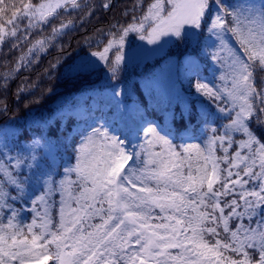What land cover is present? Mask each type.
I'll list each match as a JSON object with an SVG mask.
<instances>
[{
    "label": "snow or ice",
    "instance_id": "obj_1",
    "mask_svg": "<svg viewBox=\"0 0 264 264\" xmlns=\"http://www.w3.org/2000/svg\"><path fill=\"white\" fill-rule=\"evenodd\" d=\"M87 7L0 0V50L21 52L4 89ZM124 16L50 65L71 85L50 114L0 124V264H264V0ZM134 60L152 62L128 78Z\"/></svg>",
    "mask_w": 264,
    "mask_h": 264
},
{
    "label": "trees",
    "instance_id": "obj_2",
    "mask_svg": "<svg viewBox=\"0 0 264 264\" xmlns=\"http://www.w3.org/2000/svg\"><path fill=\"white\" fill-rule=\"evenodd\" d=\"M103 0L95 2L94 0L88 1V7L82 8L80 13L73 12L69 16H62L60 19L73 20L76 24L74 31L68 32L60 40L58 46L55 45L51 47L38 62L34 61L32 65L28 68L21 70L18 75L10 80L9 85H11L10 93L5 100L8 105V111L6 113L0 114V124L6 121H18L20 124L30 122L27 120L26 115L29 113L28 107L35 104L38 107V113L48 115L55 108L54 98H56V93H67L71 89V85H66L63 79H58L59 70H51L50 65H52L57 58L64 56L65 54H73L74 51L83 54V52L88 51L85 47L86 39H94L95 36H99L102 30H107L109 25L116 22H125L126 18L124 12L129 9L134 0H110L111 7L105 10L102 5ZM105 1V0H104ZM108 2V0H107ZM90 9H94L90 18H88V12ZM59 19V18H58ZM58 19L53 22L59 21ZM55 24V23H53ZM100 39V38H99ZM95 48V43L93 45ZM103 47V44L100 45ZM83 49V51H82ZM183 51V46L179 49L169 46L166 51L175 53L177 51ZM3 54L15 57L13 51H5ZM70 54L66 56H70ZM6 57V58H7ZM6 60V59H5ZM149 61L144 64L143 67L139 69H131L125 73L128 78L137 77L142 71L146 70L145 65L151 64ZM3 62V57L0 55V68L5 67ZM201 68L204 69L205 66L201 64ZM191 71L192 69L189 68ZM50 72V75L48 74ZM204 79L211 83H216L213 79L214 76H218V73H214L211 68L205 69L203 72ZM259 78V77H258ZM60 81H58V80ZM61 86L62 91H56L55 87ZM23 87L24 91L20 94L17 100H14V94L17 95V89ZM31 88H34L32 91ZM49 89H53L54 93H49ZM37 99H40V103H34ZM211 103V102H209ZM35 106V107H36ZM20 117V118H18ZM179 143V141H177Z\"/></svg>",
    "mask_w": 264,
    "mask_h": 264
},
{
    "label": "rangeland",
    "instance_id": "obj_3",
    "mask_svg": "<svg viewBox=\"0 0 264 264\" xmlns=\"http://www.w3.org/2000/svg\"><path fill=\"white\" fill-rule=\"evenodd\" d=\"M88 1H90V0H87V3H88ZM95 2H97V1H99V0H94ZM81 2L83 3L84 2V0H81ZM105 2H107V0H103L102 1V4L103 3H105ZM81 12V10H79V11H77V13H80ZM59 21H56V22H53V23H55V24H52L51 26H49L47 29H46V31L43 33V35H49L50 33H51V27L52 26H55V25H58V24H60V22H61V20H65V19H58ZM65 21H67V20H65ZM63 37V36H62ZM61 37V38H62ZM60 38V39H61ZM100 38V35L97 37V36H95L94 37V41L95 40H98ZM60 39H58V40H56V41H54V45H55V42H56V45L58 46V44H59V40ZM141 43H144V42H141V41H139L136 37H135V34H131L130 35V37L128 38V41L126 42V49L127 48H129V47H131V48H135V46L136 45H138V44H141ZM10 45H6V46H4L3 47V49L2 50H0V55H1V57H3V62L5 63V67H3L2 69L0 68V74H3V73H5V72H8V71H11L12 69H13V67H14V65H15V63H16V58L21 54V52H19V51H13V53H15V57H13V56H9V57H7V55H5V54H3V52H5V51H8L9 49H10ZM27 47H28V45H25L24 46V49H23V51H26L27 50ZM145 47H151V46H148V45H146L145 44ZM78 53V51L76 50V51H74V53L73 54H70V53H68V54H70V56H74V55H76ZM68 54H65L64 56H66V55H68ZM7 57V58H6ZM6 59V60H5ZM58 59V58H57ZM35 61V60H34ZM57 61V60H56ZM55 61V62H56ZM150 60H148V61H136V60H134L129 66H128V70L127 71H129V70H131V69H139V68H141V67H143L144 66V64L145 63H147V62H149ZM54 62V63H55ZM53 63V64H54ZM14 78V77H13ZM58 80V79H57ZM58 81H60V80H58ZM9 83H10V81L8 82V84H7V86H6V90L4 89V86H3V84H2V81H0V100H3L4 102H5V100L7 99V97H8V95H9V93H10V89H11V85H9ZM62 89V87L61 86H57V87H55V90L56 91H62L61 90ZM18 90L19 89H17L16 91L18 92ZM31 90L33 91L34 90V88H31ZM65 93L63 92V93H56V98H54V102L53 103H55V105H56V103L58 102V97H59V95H64ZM67 94V93H66ZM17 95H16V93L14 94V100L16 101L17 99ZM5 103H7V102H5ZM35 104H32V105H30L29 107H28V109H31V112L29 111V113L26 115V118L25 119H27V120H32V118H33V116H40V114L38 113V107L36 106ZM0 107H3V104H0ZM18 118H20V117H18Z\"/></svg>",
    "mask_w": 264,
    "mask_h": 264
}]
</instances>
